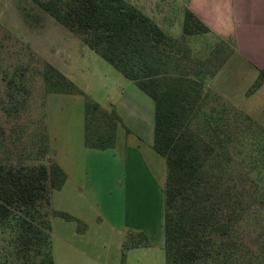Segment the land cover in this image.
<instances>
[{
  "label": "rangeland",
  "instance_id": "rangeland-1",
  "mask_svg": "<svg viewBox=\"0 0 264 264\" xmlns=\"http://www.w3.org/2000/svg\"><path fill=\"white\" fill-rule=\"evenodd\" d=\"M133 1L179 40L174 55L197 71L208 117L214 119L219 103L214 86L227 94L217 118L229 154L228 161L222 156L223 185L238 189L241 213L226 244L235 245L240 264H264V87L253 86L259 69L214 34L184 35V1ZM218 49L231 56L215 82L211 79L224 58ZM136 91L132 81L31 0H0V160L31 165L42 153L43 162L59 164L67 181L52 191L51 204L82 220L52 218L54 264H165L156 240L123 250L125 241L145 240L126 229L144 217L163 218L164 209L166 163L152 145L153 101L143 94L149 115ZM107 131L113 152L90 150L86 138ZM108 155L114 184L102 177L110 174ZM83 229H88L84 236L78 233ZM18 230L0 224V264H47L45 244L39 251L23 249ZM224 261L225 256L214 257L208 264Z\"/></svg>",
  "mask_w": 264,
  "mask_h": 264
},
{
  "label": "trees",
  "instance_id": "trees-1",
  "mask_svg": "<svg viewBox=\"0 0 264 264\" xmlns=\"http://www.w3.org/2000/svg\"><path fill=\"white\" fill-rule=\"evenodd\" d=\"M31 1L153 101L152 145L166 163L165 264H208L210 259L222 256L227 264H240L235 245L226 244L225 237L241 213L238 189L223 185L224 140L217 118L219 106L226 102L214 92V100L219 101L212 110L214 119L206 115L201 107L206 92L201 91L200 79L195 78L197 71L188 69L189 61L174 55L179 40L126 0ZM182 32L193 36L209 32V27L185 9ZM220 54L224 58L217 64V71L229 53ZM263 81L261 68L254 88ZM112 137L107 131L95 140L87 137L86 144L106 149L112 147ZM41 158L39 153L40 162L31 165L12 162L9 157L0 160V224L18 226L17 238L25 250L35 247L39 251L45 244L47 264H54L52 218L80 221L53 209L51 193L62 187L65 173L55 162L46 163ZM146 244V239L125 241L123 250Z\"/></svg>",
  "mask_w": 264,
  "mask_h": 264
},
{
  "label": "crops",
  "instance_id": "crops-1",
  "mask_svg": "<svg viewBox=\"0 0 264 264\" xmlns=\"http://www.w3.org/2000/svg\"><path fill=\"white\" fill-rule=\"evenodd\" d=\"M182 1H184L183 2L184 9H188L192 11L207 27H209V32L203 33L199 36L204 37L206 35L214 34L217 37L216 38L217 40L220 39V40L229 41V45L232 44L231 45L232 48L234 47L239 48V50H236L234 48L236 54H238L245 60L254 63V65L258 69L264 68V0H182ZM130 3L135 5L147 16L151 18L154 16L152 11H147L141 8L135 1L130 0ZM156 9L157 11H159L158 13L162 12L160 7H157ZM152 19L162 29V24L159 23L157 20H155V18ZM230 56L231 55L227 56L225 63L216 72V74L212 77L211 80L216 82L219 76H221L222 70H224L226 64H228V62L230 61L229 60ZM263 87H264V81L260 84L257 90H261V88ZM213 89L214 92H216L219 96L228 100L227 94H225L224 90H222L220 86H214ZM136 94L143 99L144 103L148 105V113L150 115V102L145 99L146 97L145 95H143L145 93L139 89V91H136ZM153 119H154V105H153ZM152 141H153V134H152ZM113 147L114 145H112V147L103 150L101 149L99 150L96 148H89V149L93 150L94 152H100V151L113 152ZM130 150L131 149H129V151ZM111 158L112 156L110 155L109 164L110 162L111 164L109 165L110 169H108V172L110 174L106 176V173H104L102 177L103 180L108 179L111 184H114L115 180H112L110 178L112 167L114 165V162L110 160ZM66 181H67V175H65V181L62 187L66 184ZM62 187L60 189H62ZM110 202L112 204V200ZM53 209L64 212L63 210H59L54 207ZM109 213L110 215H113V210L111 209V212ZM68 214L82 221L80 218L70 213ZM100 221H103V217H100ZM152 222L154 223V225L152 224ZM152 222H151V216L147 218L144 217L140 223H137L133 226V229L127 228L126 234L129 236L130 234L132 235V233L142 234L147 241L146 245H150L153 240H156L158 243L164 246V232H163L164 209H163V218L161 219L157 218L156 220H152ZM87 232L88 229L87 230L83 229L78 233L84 236Z\"/></svg>",
  "mask_w": 264,
  "mask_h": 264
}]
</instances>
